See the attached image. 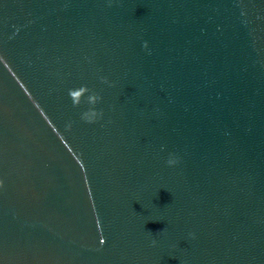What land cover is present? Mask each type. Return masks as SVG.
<instances>
[{"label":"water","instance_id":"water-1","mask_svg":"<svg viewBox=\"0 0 264 264\" xmlns=\"http://www.w3.org/2000/svg\"><path fill=\"white\" fill-rule=\"evenodd\" d=\"M0 180V264H264V0H0Z\"/></svg>","mask_w":264,"mask_h":264},{"label":"clouds","instance_id":"clouds-1","mask_svg":"<svg viewBox=\"0 0 264 264\" xmlns=\"http://www.w3.org/2000/svg\"><path fill=\"white\" fill-rule=\"evenodd\" d=\"M143 47L146 49L148 47L147 42H144ZM103 80V78H102ZM106 82V81H103ZM81 94H84L83 99L90 106L86 111L82 113V119L87 123H94L98 117L102 115L101 112H98L95 109V105L102 99L101 96L91 89H89L86 85H81L78 89L69 90L70 98L73 101L74 107H79L81 104ZM71 127V125H69ZM178 163V159L175 157L169 158L167 164L169 166L175 165ZM3 186V181L0 180V187ZM155 244V241H153Z\"/></svg>","mask_w":264,"mask_h":264}]
</instances>
